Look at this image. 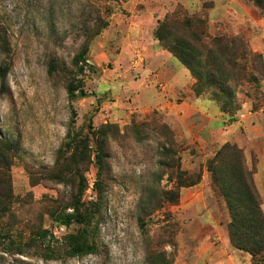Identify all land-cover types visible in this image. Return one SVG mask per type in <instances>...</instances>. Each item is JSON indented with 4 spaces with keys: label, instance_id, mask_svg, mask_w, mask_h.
<instances>
[{
    "label": "rangeland",
    "instance_id": "374dc122",
    "mask_svg": "<svg viewBox=\"0 0 264 264\" xmlns=\"http://www.w3.org/2000/svg\"><path fill=\"white\" fill-rule=\"evenodd\" d=\"M176 13L204 17L212 36H242L264 60V0H0V67L11 61L5 91L0 81V142L10 162L0 181L12 197L0 202V264H255L231 243V215L208 161L227 143L242 149L264 211V81L257 100L240 95L230 114L211 94L198 96L190 71L154 37ZM85 45L79 74L74 60ZM74 79L88 96L70 103ZM91 126L111 129L103 177L94 163L84 166L86 202L101 181L98 250L69 258L63 238L75 226L55 225L51 214L73 203L78 179L59 175V152L71 129L88 134ZM49 242L57 259L45 261Z\"/></svg>",
    "mask_w": 264,
    "mask_h": 264
},
{
    "label": "trees",
    "instance_id": "16d2710c",
    "mask_svg": "<svg viewBox=\"0 0 264 264\" xmlns=\"http://www.w3.org/2000/svg\"><path fill=\"white\" fill-rule=\"evenodd\" d=\"M104 27L105 24L101 20L99 25L91 29V37L98 36ZM154 37L162 48L190 71L195 79L194 92L198 96L211 94L224 113L230 114L233 109L235 111L238 97L242 94L258 99L256 94L259 92L260 83L264 81V60L261 55L250 50L242 36H212L208 21L204 17L176 13L158 22ZM3 45H7L6 41ZM88 54L89 48L85 45L74 60L77 73L85 72ZM10 69V60L1 64L2 91L7 89ZM50 71L51 73L55 71L53 65ZM83 88L77 79L69 83L67 92L70 103L88 96ZM72 114L74 122L76 117L74 109ZM107 128L104 126L94 130L91 126L88 134L71 129L65 148L59 152V162H63V167L60 168H64L59 175L70 173L78 179L73 203L51 214L55 225L68 230L75 226L63 238L65 254L69 258H84L94 255L98 250L99 217L103 208L101 181H97L95 186L98 197L86 202L84 196L89 184L84 166L86 162H92L98 167L100 179L105 174L109 157L108 134L111 132V129ZM159 130L168 138H173V133L167 126H160ZM90 136L96 137L95 148L91 146ZM8 147L0 142V169L10 168ZM208 171L231 215L228 226L231 243L235 248L249 253L255 264H264V211L254 182L253 165H249L242 149L227 143L208 161ZM199 181V176L185 178L184 182L181 179L182 185L179 188L194 186ZM167 196L170 200L174 198L178 201L179 198L175 191L167 193ZM11 199L9 184L0 181L1 204L8 205ZM70 209L72 212H69ZM46 248L48 249L44 260L57 259L56 249L51 242Z\"/></svg>",
    "mask_w": 264,
    "mask_h": 264
}]
</instances>
